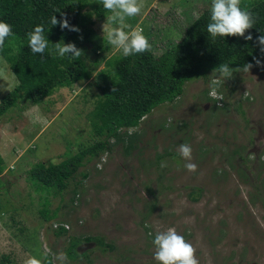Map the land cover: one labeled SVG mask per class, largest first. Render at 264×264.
Segmentation results:
<instances>
[{"label":"rangeland","instance_id":"obj_1","mask_svg":"<svg viewBox=\"0 0 264 264\" xmlns=\"http://www.w3.org/2000/svg\"><path fill=\"white\" fill-rule=\"evenodd\" d=\"M143 2L141 13L125 24L142 29L157 56L212 0ZM99 3L87 0L82 8L90 22L81 31H90L80 43L81 59L90 78L56 88L37 103L19 93L0 115V264H24L29 257L55 264L53 254L64 252L71 236H97L113 248L81 242L76 249L84 256L69 264H157L149 233L154 238L169 227L194 246L199 264H264V66L234 73L219 88L221 101L206 99L212 71L185 82L172 102L122 129L137 133L127 154L118 142L85 161L61 193L37 191L27 179L33 164L56 163L99 138L91 130L101 96L96 72L103 59L119 53L103 38L111 13L96 17ZM259 59L264 65V53ZM14 84L0 56V97ZM181 143L191 146L196 172L185 169ZM191 189L195 201L187 195ZM42 212L54 217L44 219ZM58 223L63 234H55Z\"/></svg>","mask_w":264,"mask_h":264},{"label":"trees","instance_id":"obj_2","mask_svg":"<svg viewBox=\"0 0 264 264\" xmlns=\"http://www.w3.org/2000/svg\"><path fill=\"white\" fill-rule=\"evenodd\" d=\"M86 1L0 0V21L8 23L13 33L0 47V56L15 79L11 90L0 97V115L15 104L19 93L37 103L51 95L56 88L90 78V68L81 57L79 60L70 55L59 57L54 52L57 42L74 43L80 49V43L87 39L86 34L90 30L81 31L82 26L90 22L88 14L82 11ZM211 4L185 26L179 40L166 46L159 55L154 56L149 50L124 57L119 52L102 60L103 67L96 72L99 80L94 83L101 96L93 108L91 121V130L99 138L56 163L41 161L28 168L27 179L35 190L63 192L85 161L110 151L118 142L123 144L124 153L127 154L134 147L137 133L127 134L122 129L137 126L140 119L155 106L172 102L182 93L185 82L205 78L209 71L223 63L235 68L246 63L254 64V58L261 57L263 53L255 41L259 35H264V0H241V8L252 11L256 17L254 27L245 33V36H253L252 41L236 36L212 39L207 33ZM105 11L101 2L94 7L96 17ZM54 15L57 20L66 16L70 25L78 27L80 31L62 30L59 24L52 25L51 17ZM38 25H43L49 41L43 54H33L27 43V33ZM95 48L91 47L92 52ZM93 64H96V60ZM206 99L215 101L210 97ZM1 163L0 158V174L3 169ZM81 176L84 178L87 175L82 173ZM76 193L73 188L71 202ZM194 193V189L187 192L193 201L196 200ZM42 202L46 203L45 197ZM42 217L53 218L54 213L47 215L42 212ZM64 232L60 225L55 228V234ZM150 238L154 239L152 236ZM81 242H95L102 250L113 248L97 236H71L64 248L69 260L84 256L76 249ZM46 262L49 263V258Z\"/></svg>","mask_w":264,"mask_h":264},{"label":"clouds","instance_id":"obj_3","mask_svg":"<svg viewBox=\"0 0 264 264\" xmlns=\"http://www.w3.org/2000/svg\"><path fill=\"white\" fill-rule=\"evenodd\" d=\"M103 8L111 13L107 17L108 23L103 24V38L107 43L118 50L122 56L128 57L133 54L144 53L151 49L148 39L143 35L142 29H131L125 24L126 18L139 15L144 7L143 0H100ZM241 0H212L210 22L207 24V33L212 39L216 37L236 36L252 41L251 34L245 36L247 30L254 27L256 17L250 10L241 8ZM51 24H59L60 28L69 31L79 32V28L70 25L66 16L57 20L56 16L51 17ZM125 29H131L126 31ZM13 35L11 26L0 21V47H3L7 37ZM27 43L33 54H43L48 48L49 41L44 34L43 25H38L34 30L27 33ZM255 43L259 46L261 53H264V35H259ZM54 52L59 57L70 55L79 60L84 55L83 50L76 47L74 43L64 44L57 42L54 44ZM255 60L256 66H264L260 59ZM254 65L246 63L240 67H230L223 63L212 71V79L209 83V95L211 98L221 101L223 95L219 88L224 82L233 78L234 73L249 74ZM114 90V89H113ZM246 95V93H245ZM178 154L186 161L184 167L189 172H196L197 165L192 163V148L187 143L178 146ZM161 168L167 167L166 162H161ZM151 236L152 233L150 232ZM154 246L153 259L157 264H199L196 257V249L187 242L185 238L178 234L174 227L166 230H157L152 240ZM55 264H69L67 254L63 251L53 254ZM24 264H41V260L36 257H29ZM53 264V262H50Z\"/></svg>","mask_w":264,"mask_h":264},{"label":"built area","instance_id":"obj_4","mask_svg":"<svg viewBox=\"0 0 264 264\" xmlns=\"http://www.w3.org/2000/svg\"><path fill=\"white\" fill-rule=\"evenodd\" d=\"M60 225V223H58V225H55L54 227L56 228L57 226H59Z\"/></svg>","mask_w":264,"mask_h":264}]
</instances>
